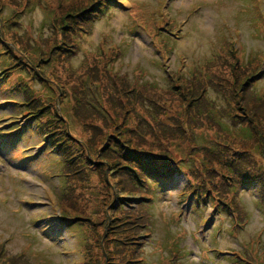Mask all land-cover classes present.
Returning a JSON list of instances; mask_svg holds the SVG:
<instances>
[{
  "label": "rangeland",
  "instance_id": "1",
  "mask_svg": "<svg viewBox=\"0 0 264 264\" xmlns=\"http://www.w3.org/2000/svg\"><path fill=\"white\" fill-rule=\"evenodd\" d=\"M26 1L21 17L13 12L15 28L34 45L35 58L46 52L39 44L42 34L56 31L49 27L51 17L68 13L73 17L66 19L69 24L63 35L57 33L65 52L61 59L55 55L60 65L37 67L31 52L25 61L19 47L10 42L4 20L12 13L9 7L15 6L0 0V52L4 53L0 129L7 128L0 136L13 138L18 126L34 129L36 119L52 118L53 130L70 140L72 156L81 159L85 168L79 173L76 162L69 164L63 169L64 185L60 177H51L62 158L58 152L45 153L44 146L37 147L43 134H29L32 138L23 143L20 135L19 146L9 149L0 146V256L5 255L0 264H11L13 259L25 264H82L93 249L98 254L95 264L136 259L140 264H264V63L252 79L247 70L238 69L264 59V0H79L75 5L70 0H21L20 5ZM91 16L97 19L89 27ZM37 75L55 86L64 84L67 91L95 77L101 89L131 92L135 102L122 104V109L103 96L100 106L109 113L108 120L104 122L93 108L96 113L86 115H92L97 125L88 129L73 117L72 97L64 98L62 105L54 103L62 97L51 95ZM196 79L200 80L193 86L201 88L215 108L223 109L232 100L235 108L227 110L240 112L237 122L230 120L231 131L218 136L221 164L209 152L194 165L173 157L171 161L152 158L150 152L157 151L183 158L171 133L159 122L171 121L181 110L173 89ZM20 80L21 90L16 89ZM60 111L65 126L57 118ZM152 111H156L153 119L147 114ZM254 123L260 124V137H251L246 130ZM67 124L69 137L63 134ZM106 143L119 144L128 158L118 148H106ZM0 144L5 142L0 139ZM29 144L36 148L35 158L24 165L21 162L30 160ZM236 168L244 170L232 174ZM122 170V180L114 178ZM135 170L145 180L136 187L141 192L125 182ZM104 177L113 190H108ZM123 197L127 201L119 203L122 212H109L119 219L117 225L103 227L102 211ZM231 208L235 217L234 212L241 213L237 218L242 228L227 215ZM97 211L101 212L96 228L92 216ZM136 219L142 229L148 223L145 232L140 231L143 238H136L142 244L140 254L132 252L133 237H126L123 230ZM67 222L69 227L64 226ZM120 238L123 244L118 248L109 242Z\"/></svg>",
  "mask_w": 264,
  "mask_h": 264
},
{
  "label": "trees",
  "instance_id": "2",
  "mask_svg": "<svg viewBox=\"0 0 264 264\" xmlns=\"http://www.w3.org/2000/svg\"><path fill=\"white\" fill-rule=\"evenodd\" d=\"M20 1L21 0H10L11 4H13L15 7L13 6L14 10L9 7V9L12 11V13H11V15H9V17L7 19L4 20L6 26L9 30L8 38L11 39L10 42H12L13 44H16L19 47V53H20V55H22L23 59H24V56L26 57V55L31 56V54L29 53V52H31L32 56L34 57L33 60H31V61H32V63L37 64V67H40L42 65H47V67L51 66V65L53 66L54 62L57 64V66L60 65L59 59L55 60V55H58V57L61 59L62 56L65 54V52H62L63 47H61V46H63V44L58 43V40H57V33L59 31V28L57 25H55L54 18L50 19L49 24L52 27L55 26L53 29L55 30V28H56V31L45 39L39 38V44H40V46L43 45V50L46 49V52L45 53L42 52V54H41V52H39V54L36 58H35L34 46H32V45L30 46L26 40L22 39L20 37V35H18V33H16V28H15L16 25H15V21H14L15 19H14L13 12H14V14H15V11L22 12V8H26L28 6L27 1L25 2L24 6L20 5ZM1 2H4V0H1ZM57 5L61 6L59 3ZM71 12H73V10ZM0 14H1V11H0ZM69 15H70V13L65 14V16L63 18H65ZM10 26H13V28H11ZM66 29H68V28H66ZM46 46H47V48H46ZM229 47H231V46H229ZM228 51L231 52L230 50H228ZM28 61H29V59H28ZM263 61L264 60L261 57V60H259V63L250 64V62H247L246 65L238 67V69L241 72L244 70H247L250 79H252V78H254L253 74L256 73L260 69V64L263 63ZM235 66H238V65L236 64ZM253 66H255V67L253 68ZM35 69H36V67H35ZM37 76L40 77L39 75H37ZM206 79L209 80L208 77H206ZM38 80L42 81V83L45 87H48V91L51 95H54V97H57V95H58V97L59 96L62 97V100L60 99L58 101L56 100L57 99L56 98L54 100V103H58V104L62 105V101L64 98L72 97V100L74 102L73 107H72L73 114H74L73 117L75 119H77L78 121L83 122L84 125L88 129H91L94 127V125H97V124L92 122V120L95 119L92 115H86V113H88V112L96 113L93 110V108L98 111V113H96V114L102 115L104 122H106L108 120L105 116H109V113H105L106 110L100 106L101 101L104 98L103 96L106 95L105 96L106 99H108L109 101L111 100L110 102H113L117 106L119 104H121V108H122V104H125V106H132V105H134L133 102H135L133 95L129 94L131 92H128L126 95H124L125 93L122 92V90L117 89L116 87L112 88L111 91H108V88H106V87L101 89L100 83L97 81V79L95 77H92V78L90 77L89 78L90 82H86V81L81 82V86H77V87L71 86L70 91L64 90L63 89L64 84L61 85L57 81L56 82L60 85V87L55 86V83H50V82L43 80V78H41V77L38 78ZM199 80L200 79H196L195 81H193L191 83H186V84L181 86L182 88L180 87V88L173 89L175 92L176 98H177L176 100L180 103L181 110L176 111L175 115L171 118V121H168L166 119L165 120L162 119L159 122V123H161V126L166 129V131H169L171 133L170 139H173L174 145H176L178 147L177 151H179L181 153L183 158L179 159V154H177V153L174 154L172 152H167V151H163V152L157 151L156 153L150 152V156L152 158L153 157L156 159L158 158V160H160V161H165V160L171 161V158H169V157H173V158H176L179 162L186 163V164L190 163V164L194 165V164H196L194 162H196L197 160H200V159L203 160L205 158L204 157L205 154L207 152H209L212 156H214L215 161L218 162L219 164H221V161L219 159V151H220L221 146L218 142V139H219L218 136H221V132L227 134V132L231 131V126L235 122H237V121H235V119L237 118V116L239 115L240 112H238V114H236L237 111L235 109V112L229 113V111L227 110L228 107H234L235 108V106L231 105V103H230L232 100L227 101L226 106L223 107V109H221V107L215 108L214 105L212 104V102L210 100H208L207 97L204 96V91L203 90L200 91L201 88L197 89L196 86H193ZM201 80H202V83L205 84L206 80L205 79H204L205 81L203 79H201ZM96 98H98L97 101H95ZM51 99L52 98H50V101H51ZM239 109H240V107L237 110H239ZM100 111H103V112H100ZM129 112L130 111L128 109L124 115L128 116L127 114ZM147 114H148V117H151L153 119L155 117V116H153V114L155 115L156 111L148 112ZM160 116H161V114L156 115V119H157V117H160ZM223 116L225 117V123H221V119L223 118ZM59 117H62L61 120L63 119V113L61 111L58 113V116H57L58 120H59ZM61 120H59V123L63 124V122L61 123ZM230 120H234V123L232 125L230 123ZM63 126H65V125L63 124ZM67 126L69 127V124H67L66 128H64L63 134H64V136L66 135V137H69L70 136V128H67ZM259 129H260V124H257V123H254L252 125V127H246V130H247V132L248 131L250 132L251 137L258 135ZM260 136H261V133L258 135V137H260ZM64 139H65V137H64ZM64 139H61V143L63 144V142H65V144L67 146H69L68 142H70V140L68 138H66L65 140ZM106 142H108V140ZM114 146H116V148H114ZM105 147L106 148H112V149H114L113 151H116L118 148L121 156L123 158L127 157L125 152L120 149L119 144H117V143H116V145L106 143ZM217 148H218V150H217ZM104 153H105V151H103L102 154H104ZM102 154H100V156ZM72 159H75V158H72ZM122 162L123 161L120 160V163H122ZM75 164H76V167L78 168L77 172L82 173V169L85 168V165L81 161V159L78 160ZM122 166L125 168V164ZM174 166H175V164H174ZM236 169L231 171L232 174H235L239 170H244V169H237V170ZM121 172H122V174H119V175L114 174L115 175L114 178H118V180L119 179L122 180V176H123L124 171L122 170ZM86 173H88V172L86 171ZM141 174H142V172L137 173L135 170L134 174L133 175L130 174L128 179L126 178L125 182H129L132 187H134L136 190H138L136 187L139 186L140 185L139 182H141L143 180V178L140 179ZM84 178H86V175H84ZM103 179H104V184L106 185V187H108V190L109 189L113 190L112 186L108 183L109 180L108 179L106 180L105 177ZM143 181H145V180H143ZM139 192H141V190ZM126 201H127V199L125 197H123V198H119L118 201H112V204L109 203L108 207H111V208L107 209V210L105 209L104 211H102L103 216H104L102 218L103 219L102 220L103 227H107L108 225H112V224L117 225V222L119 221V219L116 216L113 217L111 214H109V212L113 211V210L115 211L116 214L118 212H122V210H121L122 208H119L120 207L119 203L126 202ZM261 208L264 210V204H261ZM231 209L232 210L227 211V215L231 216V218L236 220V224H235L236 227L242 228V226H243L242 221H240V219L237 218V216L240 215L241 213L240 212H234V213H237V216L235 217L233 215V208H231ZM100 212L97 211L96 217L92 216L93 221H95L94 227H96V228L99 225V223L97 221L100 222V218H99ZM129 214L130 213H128L127 215H129ZM86 216L91 217L88 215V213L86 214ZM96 218H97V221H96ZM131 222L133 223L131 227L123 229L124 235L126 237H128V236L133 237V239L130 243V246L132 247V252L140 254L141 250H142V248H141L142 244L137 239L143 238V236L140 234V231H141V233L143 231L145 232V229L148 228V223L147 224L143 223L142 227L144 229H142L138 223L139 222L138 219H136L135 222H133V221H131ZM143 222H146V220ZM81 223L85 224V222H81ZM130 232L133 234H131ZM93 235H94V237L96 236L95 238H97V237H99V232L94 229ZM94 242L96 243V239L94 240ZM109 242H113L115 248H118L119 244H123V241L121 240V238L119 240L113 239ZM98 245H99V240H98ZM0 248H1V246H0ZM98 248H100V246ZM107 252H109V251L107 250ZM2 253H3V251H2ZM97 255L98 254L95 253V249H93L92 254H90V259L86 258L84 261H81L82 264H95L94 262L97 260ZM95 256H96V258H95ZM4 257H5L4 254H3V257L0 256V260H3ZM129 259H131V258H129ZM131 260H133V259H131ZM136 260H137V262L125 261L124 264H140L141 260L140 259H136ZM239 262L243 263V261H241V260H239ZM10 263L11 264H25V263H22L20 260L16 261L14 259Z\"/></svg>",
  "mask_w": 264,
  "mask_h": 264
}]
</instances>
